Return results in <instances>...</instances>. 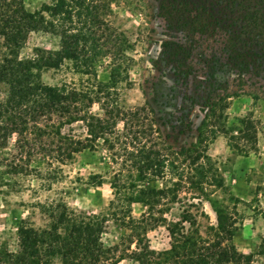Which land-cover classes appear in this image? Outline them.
Segmentation results:
<instances>
[{
	"label": "trees",
	"instance_id": "1",
	"mask_svg": "<svg viewBox=\"0 0 264 264\" xmlns=\"http://www.w3.org/2000/svg\"><path fill=\"white\" fill-rule=\"evenodd\" d=\"M137 0H49L38 9L30 10L25 0H0V37L4 52L0 57V137L2 146L13 137L21 163L14 170L25 171L28 161L39 157L53 167L66 164L76 154L96 149L99 142L116 157L129 160L136 170L131 187L135 190L128 199L153 207L168 188L144 185L145 181L162 178L170 164L161 145L172 148L164 126L170 119L163 117L164 108L176 107L174 100L180 84L192 85V94H182L192 105L209 106L214 112L224 97L212 94L225 92L232 82L241 91L250 84L264 92V0H157L160 16L169 29L182 31L185 40L161 41V59L170 65L174 86L157 94L152 100L135 106H123L116 91L127 78L132 66L130 54L134 42L125 31L114 24L116 9ZM43 30L59 37L58 49H44L34 57H22L21 50L30 32ZM198 35V38L196 37ZM211 40L218 45L209 52L197 49L198 41ZM109 58L110 77H97L96 64ZM69 59L74 67L94 75L91 85L84 87L57 86L42 80L41 70L59 67ZM196 59V63L194 62ZM177 86V88L175 87ZM220 94V93H219ZM193 95H196L194 97ZM255 99L264 95L253 92ZM212 100V101H211ZM97 105V110L94 106ZM218 107V106H217ZM223 108L227 103H223ZM183 112V109H181ZM207 117V113L205 114ZM82 121L87 129L84 137L64 132L66 125ZM184 126V119H176ZM242 137H249L251 121L243 119ZM207 125V124H206ZM181 127L178 132L184 131ZM203 140L200 141V143ZM164 150V149H163ZM199 146H185L173 153L184 154V160L195 163L209 158ZM126 157V158H125ZM204 173V165L201 164ZM181 178L174 181L179 185ZM220 183V182H219ZM217 183V184H219ZM50 217L45 227L21 225L18 229L19 249H0V264H49L59 257L62 264H115L117 245L105 246L102 233L106 218L86 211L77 212L65 202L42 205ZM220 235L216 242L202 246L190 238L179 239L172 249L184 248L182 264H252L253 252L239 251L233 242L234 224L228 214L214 202ZM264 215V209L259 211ZM151 212L131 221L141 225ZM264 253V235L260 244ZM145 254L137 253L141 262Z\"/></svg>",
	"mask_w": 264,
	"mask_h": 264
},
{
	"label": "rangeland",
	"instance_id": "2",
	"mask_svg": "<svg viewBox=\"0 0 264 264\" xmlns=\"http://www.w3.org/2000/svg\"><path fill=\"white\" fill-rule=\"evenodd\" d=\"M45 1L49 0H25V4L35 10ZM137 1L117 8L114 17V24L134 42L130 51L132 66L116 91L123 106H135L148 100L159 108L152 99L166 87L175 85L170 65L162 62L160 43L165 39L184 41L186 38L184 32L168 28L159 14L157 0ZM59 44V37L54 33L32 31L21 56L34 57L41 50L58 49ZM195 45L209 52L211 46L218 44L199 40ZM3 52L0 37V57ZM108 63L109 58H105L96 64L97 77L103 81L110 77ZM41 76L45 83L57 86L84 87L95 79L94 75L78 71L69 59L59 67L43 68ZM229 79L230 87L225 92L237 94L229 98L222 91L212 94L214 99L224 97L215 112L209 106L192 105L189 99L182 98L183 93L192 94L191 83L180 84L174 100L176 107L164 108L172 115L163 112V117L170 119L175 127L164 126L172 148L167 149L165 145L161 148L168 153L169 160H175L177 168L169 164L162 178L144 182L146 186L170 188L153 207L128 199L136 193L131 187L136 170L129 160L124 163V158L114 157L102 142L96 149L77 153L66 164L56 162L50 167L47 159L44 162L35 157L28 161L27 170L20 171L14 170L21 161L16 157L18 151L13 137L3 146L0 137V249L17 251L19 227H45L50 217L42 205L65 202L77 212L105 216L102 242L107 247L117 245L115 264H182L180 257L185 250L180 247L173 250L174 243H182L187 236L196 246H202L216 242L223 235L218 229L214 207L217 200V205L235 225L233 242L238 250L253 252L252 264H264V253L260 252L264 215L259 212L260 208L264 209V99H255L252 95L258 92L262 96L264 92L250 84L245 87L247 92L241 91L233 84L232 76ZM223 103H227L226 108L221 107ZM94 109L97 110V105ZM178 116L183 117L184 126L176 121ZM243 119L253 123L249 137L241 136ZM181 127L184 131L178 132ZM63 131L84 137L87 129L78 121L66 125ZM182 146L188 149L199 146L209 158L202 157L191 164L192 159L184 160V154L173 153ZM201 164L204 173L200 170ZM179 178L182 179L180 184H174ZM148 212L151 214L141 225L131 221ZM139 251L145 254L143 263L137 259ZM49 264L62 263L59 257H54ZM211 264L225 263L214 261Z\"/></svg>",
	"mask_w": 264,
	"mask_h": 264
}]
</instances>
